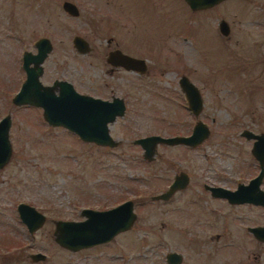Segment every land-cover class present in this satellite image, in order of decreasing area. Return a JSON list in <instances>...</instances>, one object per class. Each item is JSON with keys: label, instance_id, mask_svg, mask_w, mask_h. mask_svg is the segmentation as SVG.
Wrapping results in <instances>:
<instances>
[{"label": "rangeland", "instance_id": "1", "mask_svg": "<svg viewBox=\"0 0 264 264\" xmlns=\"http://www.w3.org/2000/svg\"><path fill=\"white\" fill-rule=\"evenodd\" d=\"M65 1L78 7V17L66 14ZM220 20L229 26L227 36ZM74 36L93 46L91 58L76 53ZM41 37L53 45L41 81L65 79L80 92L84 81H102L98 59L108 38L145 57L149 71L130 87L125 79L137 76L116 74L114 95L124 97L126 110L109 126L115 147L83 142L48 126L41 108L11 102L25 78L22 53L33 52ZM181 76L200 87L197 117L180 93ZM5 115L11 155L0 168V264H166L169 252L180 254L182 264L197 258L200 264H264V243L211 238L222 227L234 230L225 223L236 211L200 191L208 174L258 171L252 140L241 132H264V0H223L195 11L184 0H0V119ZM196 119L209 134L194 148L159 144L146 161L132 143L147 134L189 135ZM180 172L189 177L185 190L166 201L151 199ZM125 200L133 202L135 220L109 242L77 251L55 242L56 220H83L81 209ZM19 203L45 215L32 234L19 219ZM241 210L247 222L264 223V210ZM35 252L45 260L33 262Z\"/></svg>", "mask_w": 264, "mask_h": 264}, {"label": "water", "instance_id": "2", "mask_svg": "<svg viewBox=\"0 0 264 264\" xmlns=\"http://www.w3.org/2000/svg\"><path fill=\"white\" fill-rule=\"evenodd\" d=\"M184 1L192 11H195L210 8L223 0ZM62 9L71 16H77L79 13L77 7L69 1L62 3ZM218 29L224 36L229 33V26L225 20L218 22ZM72 45L79 54H84L89 49L87 42L81 36H74ZM35 46L37 48L35 54L29 51L23 54L22 68L25 79L11 102L16 106L41 108L42 117L48 126L64 128L83 142L115 147L116 141L109 133V126L115 122L117 117L123 116L125 109L123 100L114 98L112 101H103L78 94L66 81H56L52 86H43L39 80L42 73L41 64L51 52L52 47L46 38L40 39ZM108 61L126 69L142 70L143 67L142 60L122 54L120 51H111ZM180 84L185 92L190 111L197 115L202 105L197 89L185 77L181 79ZM10 126V115L3 116L0 119V168L7 163L11 155ZM208 134L207 126L199 122L195 124L188 136L165 137L154 134L138 138L134 144L142 149L144 160L150 161L159 144L195 147L203 142ZM241 136L246 140H253L251 154L259 164L258 176L249 181L247 185L240 184L234 191L221 188H213L211 191L214 196L225 197L232 203H253L264 206V192L259 188L264 174V132L255 134L249 130H243ZM187 181V174L179 173L174 177L167 191L153 196L152 199H169L173 192L184 188ZM16 211L30 234L37 231L45 221V216L28 204H17ZM81 215L85 218L82 221H55L54 240L59 246L77 251L107 243L117 234L128 230L136 217L131 200L102 211L85 208L81 210ZM251 231L256 238L264 241V227H255ZM30 258L33 262L43 261L46 255L35 252L30 255ZM165 259L167 264H180L182 257L176 252H169Z\"/></svg>", "mask_w": 264, "mask_h": 264}, {"label": "flooded vegetation", "instance_id": "3", "mask_svg": "<svg viewBox=\"0 0 264 264\" xmlns=\"http://www.w3.org/2000/svg\"><path fill=\"white\" fill-rule=\"evenodd\" d=\"M77 9H78V7H77ZM66 14L69 15L70 17H78V15H79V13H78L77 16H71L67 12H66ZM42 38H46V37H41V38H38V39L34 40V43H33L34 51L31 52V53H34L35 54L37 52V48H36L35 45ZM46 39L49 41V44L51 45V47L53 49V45H52V42L50 41V39H48V38H46ZM84 40L88 44V47H89L88 51L86 53H84V54H79L75 50V48H74V50L76 51V53L78 55H80V56L83 55V56L87 57L86 59H88L89 57L91 58V54L93 53L94 48L89 43V41H87L86 39H84ZM112 43H113V39L112 38H108L105 41V46L102 47V53H101V55H99V59L98 60L100 61L101 65L103 67V71H101L102 72V76H103L102 81H99V82L98 81H95L94 82L91 79H88V80L84 81L85 90L83 92L78 91L72 81H68V80H65V79H52L48 83L47 82L43 83L41 81V79L44 77V74H45L44 62L47 60V58L49 56V53L47 54L46 58L44 59V61L41 64L42 73H41V76L39 77V80H40L41 84L43 86H52L54 84V82H56V81H66V82H69L72 85L73 89L78 94H81V95H86V96H89V97H92V98H96V99H100V100H103V101H112L114 98H120V99L123 100V103H124V106H125V109H124V114H125L126 104H125L124 97H122V96H119L118 97V96L114 95L115 90L120 87V85H119V79L120 78L118 76L116 77V74L119 73V72H124V73L133 74L132 76H137V77H131L128 80L125 79V83L129 84L127 87H130L132 85L131 79H136L138 77L139 78L144 77V75H146L148 73L149 69H148V65L146 63L145 57L136 55L135 53L126 52V51H124V49L120 48V46L118 45V43H115L113 46H112ZM52 49H51V51H52ZM111 51H120L122 54H125L127 56H130V57L135 58V59H138V60H142L143 61L142 70L126 69V68H124L122 66L113 65L112 63H110L108 61V56H109V53ZM24 52L22 53V56H21V68H22V58H23ZM87 63H90V61H88ZM22 71L24 72L23 68H22ZM184 77L185 76H181L179 78V80H178L179 90H180V93L183 95L184 100L187 103V105H186L187 107L186 108L189 110V112L193 116L197 117L202 112L203 105H201V109L199 110V112H198L197 115H194L190 111L189 105H188V101H187V98H186V95H185V92H184V90H183V88H182V86L180 84L181 79L184 78ZM109 78H111V80ZM185 79L189 83H191L197 89V92L199 93V96L201 98V90H200V87L197 86L195 83L191 82L187 77H185ZM201 102H202V100H201ZM121 117H123V116H121ZM117 118H119V117H117ZM117 118H116V120H117ZM199 122L204 123L203 121H200L199 119H196L195 124H197ZM195 124H194V126H195ZM193 127H192V129H193ZM149 135H154V134H147V135L138 136V137H136V138H134L132 140V143H134V141L136 139H138V138L146 137V136H149ZM186 136H188V135H186ZM252 144H253V140H252ZM183 146H185V145H183ZM185 147H189V146H185ZM189 148H194V147H189ZM251 148H252V146H251ZM250 152H251V150H250ZM258 173H259V164H258V171L257 172H253V173L238 171L236 173H233L232 174V177L230 176L231 174H229V173L227 174L228 175L227 177H225V176H218V173H216V175H211V176L208 174L207 176H204L203 177V179L205 181L200 184V187H201V190L200 191H202L203 194L205 195L206 198H204V199H207V200H210V201H218V202H221L224 206H226V207H228V208L233 209V210L236 211L234 215H231L230 216V219L231 220H227L226 223H225V225L232 223L234 225V230L228 229V227H222L221 230H220V232L219 231L218 232H215L213 235H211V238L216 239L218 241L219 240H223L225 242L226 241L227 242L232 241L233 239H238V240L240 239V241L242 239L243 240L247 239V240H251V242H255V243H264L263 240H260V239L256 238V236L254 235V233L251 231V229H253L255 227H264V223L258 222V221L247 222V216H246L245 213H242V210H241V209H246V211L247 210L253 211V209H259L260 211H263L264 210V206L263 205H257V204H253V203H232V202H229L227 200V198H225V197L214 196L213 193H212V191H211V189H213V188H221V189H225V190H229V191H234V190H236L238 188V186L240 184L247 185L249 183V181H251L253 178H255L256 176H258ZM175 176L176 175H174V177ZM174 177H173L172 181L168 184V186H167V188H166L165 191L168 190L169 186L171 185V183L174 180ZM188 183H189V177H188V181H187L186 186L188 185ZM185 187L182 188V189H178V190H180V191L185 190ZM259 188L264 192V174H263V178H262V180H261V182L259 184ZM198 191H199V189H198ZM159 194H161V193H159ZM199 197L202 198L201 197V194H199ZM151 199H152V197H151ZM125 201H127V200H125ZM164 201H166V200H164ZM133 209H134V204H133ZM95 210L102 211V210H106V209L101 208V209H95ZM219 217H220V215H219ZM71 221H73V220H71ZM79 221H82V220H79ZM214 253L215 252H211V253H208V255H210V254L213 255ZM165 263L167 264L166 259H165ZM215 263H218V264H228V263H224V262L221 263L220 260L219 261H216ZM180 264H182V259H181V263ZM194 264H200L199 258H197L195 260V263Z\"/></svg>", "mask_w": 264, "mask_h": 264}]
</instances>
